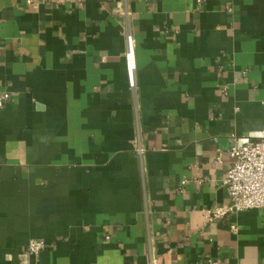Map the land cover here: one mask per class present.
<instances>
[{"label": "crops", "instance_id": "1", "mask_svg": "<svg viewBox=\"0 0 264 264\" xmlns=\"http://www.w3.org/2000/svg\"><path fill=\"white\" fill-rule=\"evenodd\" d=\"M32 3L0 0V264H264V209L204 213L264 139V0Z\"/></svg>", "mask_w": 264, "mask_h": 264}, {"label": "built area", "instance_id": "2", "mask_svg": "<svg viewBox=\"0 0 264 264\" xmlns=\"http://www.w3.org/2000/svg\"><path fill=\"white\" fill-rule=\"evenodd\" d=\"M202 0H199L201 2ZM62 3H72L83 6L86 0H59ZM30 4L32 0H29ZM35 6H37L35 4ZM127 48L125 52V62L130 86L136 87L137 56L136 40L131 30L126 32ZM10 98V93L0 94V110L6 107ZM264 104V101H263ZM136 152L143 156L144 148L141 142H136ZM230 156L232 164L225 185L228 192V202L204 210L207 222L212 223L225 218H230L234 214L252 209H264V139L246 144H239L236 141L231 149ZM188 180H183L180 190L183 191ZM232 230L236 231L237 226L232 225ZM48 244L43 239H31L28 250L32 256L38 257ZM152 264H155L152 262Z\"/></svg>", "mask_w": 264, "mask_h": 264}, {"label": "water", "instance_id": "3", "mask_svg": "<svg viewBox=\"0 0 264 264\" xmlns=\"http://www.w3.org/2000/svg\"><path fill=\"white\" fill-rule=\"evenodd\" d=\"M40 213H42L45 217V219L48 217V215L54 211V206L50 204L44 205L42 208L38 210Z\"/></svg>", "mask_w": 264, "mask_h": 264}]
</instances>
